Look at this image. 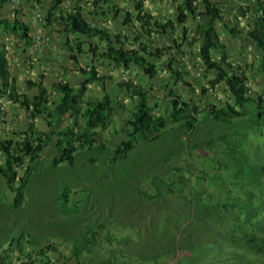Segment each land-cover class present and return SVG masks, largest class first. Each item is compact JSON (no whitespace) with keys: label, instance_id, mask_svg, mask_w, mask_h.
Returning a JSON list of instances; mask_svg holds the SVG:
<instances>
[{"label":"rangeland","instance_id":"rangeland-1","mask_svg":"<svg viewBox=\"0 0 264 264\" xmlns=\"http://www.w3.org/2000/svg\"><path fill=\"white\" fill-rule=\"evenodd\" d=\"M176 2L168 0L165 7L170 3L175 9ZM235 2L245 8L244 0ZM242 12L240 22L246 25L247 15ZM135 31H126L130 41ZM64 38L62 49L76 45L73 35ZM3 41L10 47V41ZM200 43L201 39L194 40L192 50L187 46L188 53L175 58V65L195 86L194 93L184 85L177 91L197 102L209 80L194 54ZM244 45L248 49L241 63L255 61L256 67L248 72L249 94L252 99L264 97L258 52L247 41ZM99 70L112 77L93 91L99 98L104 87L113 97V124L102 133L107 150L79 152L70 169L51 167L46 159L52 155L45 151L18 207L12 205L7 190H1L0 251L12 244L14 251L35 258L44 250L48 260H42L51 264H264V255L253 252L252 241L264 238L263 121L252 116L232 123L202 119L189 129L170 123L158 139L137 141L121 159L113 150L127 137L121 130L131 102L116 90V83L132 80L152 87L153 95L162 98L171 81L166 69L152 80L141 70H115L103 63ZM226 93L221 88L212 91L201 98L199 106L227 104ZM253 170L260 181L256 186L250 183ZM64 189H70L67 210L62 209ZM188 194L196 198V207L184 199ZM258 211L261 214L254 219ZM46 243L53 245L52 251L43 249ZM18 254L12 256L16 262Z\"/></svg>","mask_w":264,"mask_h":264},{"label":"trees","instance_id":"trees-1","mask_svg":"<svg viewBox=\"0 0 264 264\" xmlns=\"http://www.w3.org/2000/svg\"><path fill=\"white\" fill-rule=\"evenodd\" d=\"M63 1L65 0L53 1V7L46 16L47 22L58 21L62 32L74 36L76 45L67 49L72 60L77 61L76 53L82 51L86 42L94 59L97 58L98 65L83 70L87 81L78 90L70 83L61 81L52 95L45 88L41 77L39 83L27 81L29 89L37 90L35 95H28L17 87V79L11 73L8 51L5 46L0 45V119L4 113L1 109L2 100L6 98L25 109L31 122L42 117L48 127L47 132L41 133L36 131L34 123H30L24 133H13L11 139H0V204L3 200L2 191L6 189L8 196L13 197L12 205L19 206L43 161L42 154L51 145L56 154L47 158L46 162L56 169L74 168L81 151L107 150L108 143L102 133L109 131L113 124V97L104 91L101 98L88 99L89 83L105 85L112 80V77L105 76L99 70L102 63L107 67L129 72L133 69L141 70L151 80L160 74L161 69H166L171 81L167 86L169 91L162 98L153 95L152 87L135 84L132 80L116 83L117 91L131 102L129 118L125 129L121 130L127 137L113 150L121 159L127 157L137 141L150 142L158 139L170 123H180L189 129L202 119L232 123L251 116L264 123V97L259 95L257 99H252L249 94L248 72L256 68L255 61L241 63L246 60L245 50L248 48L244 42L247 41L257 50L258 68L264 73V0H251V6L241 8L242 15H247L246 25H242L239 17L231 10L221 8L219 1L181 0V3L177 2L176 19L163 21L146 8L145 0H129L132 4L131 11H127L124 24L131 27L138 24L132 41L129 36L112 34L93 25L85 18L84 10L78 4L71 10H62ZM79 1L82 0H77ZM91 1L92 5H98L101 11L97 14L102 16L106 14L105 10H118L114 0ZM57 13L60 14L58 17ZM227 14H231V18H227ZM195 23L198 25L193 27L192 24ZM0 28L3 33L22 40L27 47L33 44L30 28L22 21L10 22L0 18ZM196 39H201V43L194 54L197 63L205 71L204 77L209 78L208 86L201 89L200 102L202 97L221 88L229 98L225 105L207 102L202 108L195 98L185 99L177 91L180 85H184L190 92H195V86L186 79L184 71L178 64L175 65V58L179 54L188 53L187 48L191 49ZM238 41L242 42L240 48L237 46ZM159 60H163L162 65ZM252 172L250 183L259 185L256 172ZM69 190L64 189L62 192L65 198L62 202L64 210H67L70 203ZM184 199L193 207L198 204L196 198L193 199L189 194ZM260 214V211L255 212L253 218ZM256 226L257 223L253 225L255 228ZM252 241L253 252L264 255V238ZM45 247L47 251L53 250L52 244L46 243L43 249ZM45 252L40 251L35 258H31L29 254L25 257L24 251H14L10 244V247L0 251V264H51L42 260H48ZM17 253L16 262L12 256Z\"/></svg>","mask_w":264,"mask_h":264},{"label":"crops","instance_id":"crops-1","mask_svg":"<svg viewBox=\"0 0 264 264\" xmlns=\"http://www.w3.org/2000/svg\"><path fill=\"white\" fill-rule=\"evenodd\" d=\"M11 1L12 0H0V18L10 22L15 20L24 22L30 28L33 39L34 36L38 34L44 37L48 34V36L52 38L49 39L47 36L46 39H49V41H46L40 51L32 57L29 55L28 47L25 46L22 40L3 33V30L0 28V45L9 48L8 59L10 61L11 73L12 76L17 79V87L20 91L28 95H35L37 90L35 88L29 89L27 81L30 80L39 83L41 77L45 88L52 95L55 94L57 84L61 81L70 83L72 87L78 90L81 85L87 81V77L83 70H88L90 66L98 65L97 58L94 59V55L89 51L88 43L83 45L81 52L76 53L77 61L72 60L70 53L65 48L62 49L66 41L64 38L65 33L61 31V24H59L58 21L48 23L46 20L47 14L53 7L54 0H21L22 3L19 6L13 5ZM114 1L118 6V10L111 12L105 10L106 14L103 16L97 14L101 10H99L98 5H92L91 0H82L81 2H77V0H65L61 4V9L71 10L78 4L83 8L84 16L88 21H91L95 26L106 29L112 34H121L123 36L127 30L130 31V28L136 30L135 28H138V24H135V27L126 26L124 24L127 11H131V2L129 0ZM166 1L168 0H157L156 2L154 0L151 4V0H146L145 5L146 8L160 20H175L177 16V2L180 1L179 3H181V0H176L175 9H173L174 7L172 6L169 7L170 3L165 7ZM214 1H219L222 8L231 10L234 15L236 14L239 17V12L242 9L236 4L235 0L234 4H231V0ZM244 1L246 2L244 3L245 5L251 2V0ZM85 6L88 8L86 9ZM36 13L42 16V21L39 23L33 21ZM59 15L60 14L57 13L56 17ZM239 19H241V17H239ZM3 39H6L7 42L10 41V47ZM110 68H112V66H110ZM66 69L68 70L66 71ZM136 71L138 72V70H134L133 72ZM96 86L97 85L93 83L88 84L89 95L93 96L92 98L89 96V100L97 99L95 96L96 91L93 92ZM104 91L109 93V90H104L103 87L102 94H98L99 98L104 95ZM2 106L4 109V116L2 115V120L0 119V139H11L13 133H24L29 128L30 123H34L37 132L42 133L48 131L46 121L42 117H37L31 122L28 112L9 99H3ZM45 151H47V155H52L51 157L56 154L53 145Z\"/></svg>","mask_w":264,"mask_h":264},{"label":"built area","instance_id":"built-area-1","mask_svg":"<svg viewBox=\"0 0 264 264\" xmlns=\"http://www.w3.org/2000/svg\"><path fill=\"white\" fill-rule=\"evenodd\" d=\"M13 5L15 6H19L21 3V0H12L11 1ZM33 21L35 23H39L42 21V16L39 13H36L34 16ZM46 42V37L41 36V35H35L34 39H33V44L31 46L28 47V52L30 53V56H35L36 53H38V51H40V49L42 48V46L44 45V43ZM5 49L7 51H9L8 47H5Z\"/></svg>","mask_w":264,"mask_h":264},{"label":"clouds","instance_id":"clouds-1","mask_svg":"<svg viewBox=\"0 0 264 264\" xmlns=\"http://www.w3.org/2000/svg\"><path fill=\"white\" fill-rule=\"evenodd\" d=\"M245 6H247V5H245ZM249 6H251V5H249ZM8 52H9V51H8ZM1 109H2V111H4L3 106L1 107Z\"/></svg>","mask_w":264,"mask_h":264}]
</instances>
